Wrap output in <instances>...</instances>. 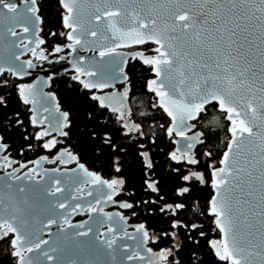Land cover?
I'll list each match as a JSON object with an SVG mask.
<instances>
[{
  "label": "snow or ice",
  "instance_id": "snow-or-ice-1",
  "mask_svg": "<svg viewBox=\"0 0 264 264\" xmlns=\"http://www.w3.org/2000/svg\"><path fill=\"white\" fill-rule=\"evenodd\" d=\"M60 3L66 12L62 18L63 25L70 29L66 36L72 43L67 47L73 50L74 45L81 43L82 33L87 31L90 36L97 37V31L87 30L86 24L94 22L100 25L102 21H107L106 30L112 33L111 39L116 43L114 47L100 51L101 58L111 55L119 47L149 42L157 45L154 49L155 56L146 57L140 53L138 58L155 73L156 79L148 81L147 89L159 97V107L171 118V126L167 128L168 136L175 134L189 141L184 150L170 153V159L177 165H197L199 161L191 150L195 143H204L201 139L202 133L187 136L186 131H191L194 125L186 121L203 119L200 114L213 102L218 105L219 111L226 114L224 118L230 121L228 131L231 133V139L219 160L221 166L217 168L210 165V180L197 170H189L185 174L180 167L171 169V172L177 174L174 194L184 199L171 204L165 201L160 208L161 212L170 215V228L155 237L149 235L143 224L136 228V232L142 234L139 245L141 248L149 241L156 243L163 238L173 242L172 247L161 249L158 253H154L152 248H147V264H183V258L178 255L183 243L178 230L189 229L194 232L199 228V225L189 224L182 218L183 210L188 207L186 201L191 198L197 182L200 185L210 184L213 189L208 201V214L214 217L213 223L222 234V239L210 241V247L218 259L227 261L228 264H250L249 257H253L260 264H264V0H117L114 5H109L105 0L103 9L97 5L96 12L99 14L89 21L83 18L87 0H60ZM31 5L28 11L39 20L36 15L39 11L36 0H31ZM0 6L10 13L17 11L16 5L10 0H0ZM141 12L144 13L143 16ZM24 31L27 32L28 28L25 27ZM11 35L16 36V32L11 31ZM251 36L260 40V45H257L261 64L259 76L254 62L249 59L251 48L245 49V45L251 46L254 43L249 39ZM43 43V40L38 41V44ZM55 51L60 52L62 49L57 47ZM33 53L35 54V50ZM27 63L28 67L32 66L31 61ZM6 70L16 74L14 70L4 68H0V74ZM77 73L73 79L85 74L80 68H77ZM86 74L92 77L97 75L94 71H87ZM123 79L127 80V76H123ZM80 83L90 90H102L111 86L103 72L97 80H80ZM19 94L24 104L34 103L31 88L20 87ZM249 94L251 98L246 99ZM90 98L98 103V107L117 114V119L122 122L121 129L126 130L121 133L123 136L131 139L132 132L143 136L139 124L128 123L127 118L132 115L131 109L126 106L128 91H124L119 97L113 93L108 96L92 95ZM4 103L3 97H0V106ZM61 116L62 121H58L56 131L61 136H67L68 132L63 129L70 127L69 114L65 112ZM32 123L38 125L40 122L33 117ZM49 134L48 131L38 133L36 139ZM92 135L94 137L95 133ZM3 140L0 136V154L8 151V145ZM56 143L53 139L44 147L50 149L55 147ZM103 143L116 153L111 163L115 172L120 173L121 153L128 155L127 148L118 147L115 139L108 133L104 134ZM132 147L135 149V155L143 161L142 183L145 191L156 193L157 198L151 203H159L164 200V196L160 195L159 181L151 178L155 175L154 171H148L154 168L149 152L144 150V143H137ZM62 155H68L75 160L71 153ZM204 155L211 157L212 153L205 152ZM0 159L7 166H11L12 161L6 156ZM80 168L93 183L104 185L111 190L107 195L108 200L119 194L117 188L124 187L125 180L122 176L107 181L88 172L82 164ZM11 175L9 173V176ZM28 178L31 179L30 176ZM237 188L248 198L233 197L231 194ZM19 190L24 191L23 188ZM56 191L60 189L57 188ZM120 206L133 208V204L127 202ZM53 223L55 221L50 220L45 226ZM242 229L246 230L247 242L253 245L254 249L246 254L245 248L242 247L245 242L241 235ZM76 235L87 236L88 233L78 232ZM200 235L203 236L204 233L200 232ZM32 236L30 231L17 224L15 217L0 218V241L8 243L9 255L16 258V264H39L38 257H26L25 252L41 251L49 261L54 260L55 257L49 255L48 251L41 249V245L48 242H34ZM184 238L192 240L190 232H186ZM114 242V239H111L104 243L111 248ZM51 251L55 252L56 249ZM192 256L194 257L195 253ZM127 259L145 260L146 257L137 253L129 255Z\"/></svg>",
  "mask_w": 264,
  "mask_h": 264
},
{
  "label": "water",
  "instance_id": "water-1",
  "mask_svg": "<svg viewBox=\"0 0 264 264\" xmlns=\"http://www.w3.org/2000/svg\"><path fill=\"white\" fill-rule=\"evenodd\" d=\"M10 2L17 7L15 13H10L0 6V68L12 69L16 72L15 75L13 71L8 70L3 73L9 74L11 79L21 83L17 86V91L22 102L23 99L19 94L20 87L32 89L34 103L26 105L30 113L31 123L33 117H36L40 122L38 125L33 123L32 125L40 128L41 132L48 131L50 133L43 137L61 136L56 131V126L58 121H62L61 114L64 113L59 109L54 94L49 90L50 76L68 73L73 74L75 77L78 75L77 68H80L85 74L80 75L75 80L81 84L80 80L85 82L97 80L103 72L105 73V79L111 84L110 87L102 90L85 89L94 92L97 96H108L115 93L119 97L121 93L128 91L127 80L123 79V76L126 75V63L135 58L143 63L138 58V55L143 51L138 48L146 44L152 45V54L146 55L143 53V55L146 57L156 55L154 49L157 45L149 42L119 47L111 55L101 58L100 51L114 47L116 43L111 39L112 33L106 30L107 21H102L100 25H96L94 22L87 23V30L97 31V37L90 36L87 31L82 33L81 43L74 45L75 50H73V48L67 47L72 42L67 40L66 34L70 29L64 27L63 19L62 25L66 30V41L55 46L49 54H45L41 50L42 44H38V41L41 40L40 18L36 20L35 16L28 11L32 7L31 0H10ZM107 2L109 5H114L117 0H107ZM104 3L105 0H87L83 11L84 20L89 21L94 15H98L96 6L99 5L103 9ZM60 7L65 15L66 12L61 3ZM140 14L141 16L144 15L143 12ZM25 27L28 28L27 32L24 31ZM10 30L15 31L16 36H12ZM171 35H176V33H171ZM249 39L253 40L254 43L251 46L245 45V49L251 48L249 59L254 62V68L259 76L261 64L257 45H260V40L256 36H251ZM57 47H60L62 51L56 52ZM33 50H35V54ZM16 57H19V59ZM29 61H31V67H28L27 62ZM52 64L54 65L51 66ZM87 71H94L97 75L95 77L88 76ZM153 79H156V77L152 71L150 80ZM81 85L83 86V84ZM152 93L155 95L154 92ZM257 95L259 94L257 93ZM155 97L159 107V97L156 95ZM248 98H251L250 94L246 97V99ZM126 106L129 109L128 102ZM216 108L218 110V105H216ZM161 110L163 111V109ZM108 111L115 114L110 110ZM163 113L169 119L168 127H170L171 118L164 111ZM128 123L131 124L132 122L128 120ZM186 123L194 125V121H186ZM63 130H66V128ZM195 133H200L196 130L195 125L191 131H186L188 137L193 136ZM229 134L230 138L227 144L231 139V133L229 132ZM171 140L173 144L172 152L184 150L189 142L175 136V134H173ZM199 144H194L191 150L193 155ZM62 153L71 152L67 147H64L58 149L51 158L38 156L20 164H16V161L7 152L0 154V157L6 156L8 160L12 161L11 166H7L0 159V164L3 165L0 166V218L15 217L17 224H21L33 234L32 239L34 242L46 240L48 243L41 245V249L48 251L49 255L55 257V259L49 261L41 254V251L25 252V256H31L34 259L38 257L39 264H147L148 253L146 249L150 248L149 242L143 248L139 246L142 241V234L136 232V228L141 224L132 223L129 217L122 215L121 210L126 208L120 205L126 203V201L117 200V195L113 196L112 200H108L107 195L111 190L104 185L93 183L91 178L80 168L81 163L78 162L75 154L71 153V156L75 157V160H73L68 155H62ZM54 164L57 165L51 167ZM22 165L24 166L22 167ZM187 166L194 167L195 165ZM220 166L219 164L216 167ZM4 167L7 170H3ZM84 168L87 169L85 166ZM88 172L92 173L89 170ZM9 173L12 175L9 176ZM29 176L31 179L28 178ZM15 177H23V179H15ZM20 188H23L24 191L21 192ZM57 188L60 191L57 192ZM119 189H116L118 193ZM231 195L233 197L248 198L244 197L238 188ZM61 204L64 207H59ZM50 220H54L55 223L46 227L45 225ZM81 225L83 227H80ZM109 229L113 231L110 232ZM78 232H87L88 235L78 236L76 235ZM245 233L246 230L242 229L241 235L245 241L242 247L245 248L246 254L247 251L254 249L253 245L247 242ZM219 235L221 240L222 234L220 232ZM111 239H114L115 242L111 248H108L104 242ZM53 248L56 249L55 252L51 251ZM125 248L127 251H124ZM153 252L158 253V251ZM137 253L145 256L146 259H127L129 255ZM249 260L250 264H260L253 257H249Z\"/></svg>",
  "mask_w": 264,
  "mask_h": 264
},
{
  "label": "trees",
  "instance_id": "trees-1",
  "mask_svg": "<svg viewBox=\"0 0 264 264\" xmlns=\"http://www.w3.org/2000/svg\"><path fill=\"white\" fill-rule=\"evenodd\" d=\"M36 5L39 9L40 36L44 41L41 50L49 54L55 46L66 41V30L62 25L64 12L59 0H36ZM150 46L142 49L149 52ZM125 73L128 84L127 102L132 113L127 119L139 124L143 133V136H140L132 132L131 139L121 134L125 130L121 129L122 122L117 119V115L98 107V103L90 98L95 93L86 90L73 79V74L60 73L50 76L49 90L54 94L59 109L69 114L70 127L66 128L68 135L64 138V146L75 154L78 162L101 178L111 181L122 176L125 184L119 189L117 199L132 203L130 220L143 224L155 237L170 228V215L161 212V206L165 201L171 204L184 199L174 194L177 174L171 172V169L180 167L185 174L187 170L185 164L177 165L170 159L173 150L171 137L167 134L170 121L158 107L155 95L147 89V82L152 78V69L135 58L126 63ZM17 85L18 82L11 79L9 74H1L0 97H3L5 103L0 106V136L8 145L7 154L20 163L40 156L43 153V145L36 139L37 134L31 125L27 106L18 95ZM200 115L203 119L194 121V125L196 130L202 133L201 139L204 143L199 144L195 150V157L199 161L196 169L210 180V171L212 167L219 165L230 138V121L224 118L225 113L219 112L215 104L207 106L206 111ZM92 133H95L94 137ZM105 133L115 139L118 147L125 146L128 150V155L121 153L120 173H116L112 167L111 161L116 153L103 143ZM137 143L145 144L144 150L149 152L153 161L154 168L148 171H154L155 175L151 178L159 181L160 195L164 196V200L159 203H151L157 198V194L150 190L145 191L142 183L143 161L135 155V149L132 147ZM205 152H211L212 156L204 155ZM211 196L210 184L200 185L197 182L191 198L186 201L188 207L183 210L182 218L189 224L199 225V228L194 232L189 229L178 230L180 240L183 241L178 255L183 258V264H227L226 261L219 260L210 247V241L220 238L213 223L214 217L208 214V201ZM186 232H190L192 240H185ZM200 232L204 235L201 236ZM172 243L171 240L163 238L151 246L154 250L165 249L172 247ZM0 264H16V258L9 255V245L5 241H0Z\"/></svg>",
  "mask_w": 264,
  "mask_h": 264
},
{
  "label": "flooded vegetation",
  "instance_id": "flooded-vegetation-1",
  "mask_svg": "<svg viewBox=\"0 0 264 264\" xmlns=\"http://www.w3.org/2000/svg\"><path fill=\"white\" fill-rule=\"evenodd\" d=\"M147 45H149V44H146V45H143V46H141V47H139L138 49L139 50H141V51H143V53L144 54H146V55H150V54H152V52H151V49H152V45L149 47V52H148V50L147 49H142V48H146V46ZM51 66H53V64L51 65ZM49 79H50V77H49ZM19 84H21L20 82H18V85ZM17 85V86H18ZM26 105V104H25ZM27 106V105H26ZM27 110H28V106H27ZM29 112V111H28ZM29 115H30V113H29ZM31 125H32V123H31ZM32 127H33V129H34V131H35V133L36 134H38V133H41V129L40 128H38V127H35V126H33L32 125ZM64 131H66V130H64ZM51 138H54L56 141H57V143H56V145H55V147H52V148H46V147H44V145L45 144H48L50 141H52V140H50ZM64 138H65V136H60V137H58L57 135H52V136H49V137H42L41 139H39L40 141H41V144L43 145V153L40 155V156H45L46 158H51L55 153H56V151L58 150V149H60V148H64V147H66V146H64ZM196 150V149H195ZM195 150H194V155H195ZM29 161V160H28ZM24 162H27V161H24ZM20 163H23V162H20ZM19 163V164H20ZM16 164H18L17 162H16ZM57 164H54V165H52L51 167H55ZM186 165V164H185ZM47 167H49V166H47ZM193 169H195V170H197L196 169V165L194 166V167H188L187 165H186V173L189 171V170H193ZM3 170H7V168L6 167H4L3 168ZM116 199H117V197H116ZM117 200H119V199H117ZM130 209H123V210H121V212H122V215L123 216H127V217H129L130 218ZM132 222V221H131ZM132 223H134V222H132ZM148 231V230H147ZM149 232V231H148ZM149 235L150 236H152L153 237V235L149 232ZM219 240H220V238H219ZM151 244H152V242L151 241H149V247L150 248H152V246H151ZM161 249H157V250H154L153 249V251H160Z\"/></svg>",
  "mask_w": 264,
  "mask_h": 264
},
{
  "label": "rangeland",
  "instance_id": "rangeland-1",
  "mask_svg": "<svg viewBox=\"0 0 264 264\" xmlns=\"http://www.w3.org/2000/svg\"><path fill=\"white\" fill-rule=\"evenodd\" d=\"M217 241H220V240H217Z\"/></svg>",
  "mask_w": 264,
  "mask_h": 264
}]
</instances>
